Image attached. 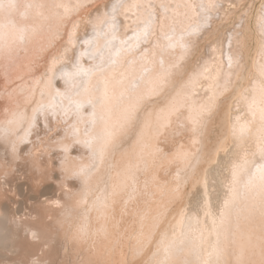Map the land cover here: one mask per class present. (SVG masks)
Masks as SVG:
<instances>
[{
	"label": "bare ground",
	"instance_id": "bare-ground-1",
	"mask_svg": "<svg viewBox=\"0 0 264 264\" xmlns=\"http://www.w3.org/2000/svg\"><path fill=\"white\" fill-rule=\"evenodd\" d=\"M84 1L85 0H0V76H3V79H5L6 82H4L2 77L0 78L1 85L3 82L5 83L0 90L6 95V97H9L5 98L6 101L3 99L5 101L2 103L3 107L0 104L5 112L3 113L5 116L0 118L1 144L4 149H8L10 159L13 161L16 159V156H21L19 148L25 139L31 138L29 133L32 131L34 123H36L35 118L38 117V113H41L44 122L48 123L51 121L50 119L57 118L58 114H60L63 119H66L70 114H73V112H78L79 116H75L76 119L72 117L71 123L74 124V129L72 128V130H76L80 137H82L80 139H82L85 145L89 147L91 158L88 159L89 161L85 159V161L83 160L79 162L70 158L66 153L68 158L64 160L65 164H63L66 173H74L81 178L80 193L78 197L75 198L78 199L77 203L84 201L86 195L85 185L90 173L92 170L95 171L96 168H99L109 146L130 125L132 118L136 115V111L141 105L142 99L161 92L166 86L172 83V81H175L172 80V78L184 68L185 62L188 60V55L191 54L197 44V41L191 38L186 43L182 42L185 49L183 52L179 47L177 52L176 45H173L170 49L168 48L159 51V48L162 47V42L160 41L161 36H158V32L164 31L169 27V24L172 23L177 26L185 27L190 22L198 19L195 15L196 8L193 0H186L185 3L184 0H164L165 5L170 9V13L166 17L163 15L165 18L155 14L154 18L150 19L155 23H153L152 32L154 33L153 37L156 38V41H154V45H149L145 54H141L143 57L139 58V60H141L140 62L137 64L129 62L123 56L124 52H120L121 49H119L116 50L118 57H116V55L111 56L113 58L116 57L113 60H110L113 61V63L110 64V61H107L109 64L106 65V63V66L103 63L100 64V66L102 65L104 67L98 72H94L95 70L93 71L91 69L94 74L90 76H84L83 74V79L79 80V82L76 81L77 84H73L74 88H67L66 91L55 89L53 80L56 74L59 73L58 75L61 76L62 81L66 84L68 83L67 79L71 78L73 80H78L79 77L77 75L80 73V75H82L83 73V70H77L75 67V61L77 59L75 55V42L80 36L79 34L78 36L77 33L85 29L83 25L84 22L76 19L81 16L80 12L78 11L75 20L72 19L71 26L69 27L68 25L69 28L67 29L69 32L66 34V41H64L65 38L62 39L64 35H62V32L59 30L61 28L64 31L66 26L63 25L66 23L68 24L69 20H71L73 16L72 11L78 8L81 2ZM212 1L213 0H206L207 3ZM148 3V0H122L118 5V9L114 10L119 11L120 13H123V10L125 9L135 11L140 10L142 12L139 16L137 13L135 16L137 15L141 18L142 15H145L143 12L145 11V5ZM161 7L163 8L164 6L162 5ZM115 8L117 7L115 6ZM85 9L87 10L88 8ZM85 9L80 11L85 12ZM153 13L151 11V14ZM223 14H225L224 11ZM68 15H71V18L68 17ZM209 15L208 12L207 14L203 13L199 21L201 23H208ZM102 16L103 13H98L92 21L97 22ZM75 22L77 24H75ZM118 24L120 25V22ZM194 27L196 26L194 25ZM78 28H81L82 30H78ZM193 29L194 28L191 30ZM173 32L175 31L173 30ZM171 34L174 36L175 33ZM58 35L59 37L62 35L59 40H63V43L56 40ZM96 36L98 37V34L95 33L94 39H92L93 37L90 39L91 47L94 46L95 49V45L98 46L97 43H99V38ZM115 36L118 38V35ZM244 39V36H242L237 29L234 30L233 35L230 34V41L228 40L230 43L228 45L229 51L226 52V58L228 61L223 57L224 51L226 50H223L224 39L212 43L209 55L202 58L199 63L190 68L186 77L180 82H177L178 84L175 85V88H172V92L168 98L163 101L164 103L160 106H157L156 104V107H151L146 113L144 112L145 114L142 118L140 137L144 146L142 148H145L144 150L146 152L153 149L157 135L170 124L173 116L178 115V111L184 110V115H186L185 117L187 118L189 125L196 128V134L200 133L201 125L208 114L216 109L217 102H219L218 100L221 98L220 96H222V94H224L234 82L236 83V79L238 80V77L240 76H238V74L242 73L240 67L242 65V60L246 58V56L244 52V58L242 59L240 53L243 52L242 46L244 47ZM53 50L58 52V54L50 57V52ZM89 56H91V53ZM49 57L50 61L48 60L49 63L47 65L45 64L46 69L43 70L44 72L41 76L39 72L41 71L43 62ZM100 61L102 62V60H99V62ZM143 66H145L144 69ZM31 67H33L34 70L31 74L29 73V75H27L28 73H23L26 69H30ZM240 69L241 72L239 71ZM92 71L88 72L93 73ZM37 73L41 77L36 76L38 86H36L37 83L35 87L33 86V92L27 87V89L24 88L25 86L20 87V84L19 86H16L15 82L17 81V77H20V74H22V77L19 78V81L26 84L29 83L30 79L37 75ZM137 75H139L140 80L136 83L133 79H135ZM28 77H30V79ZM173 83L171 84L172 86ZM167 90H164V92L169 93L170 91ZM69 91L71 92L66 93ZM31 93H33V97H37V101L34 104L32 103L29 111L26 104L31 100V96H28ZM3 94L0 95L4 98L5 96H3ZM28 104L31 105L29 102ZM86 104L90 107L89 110L87 109L90 113V119L87 123L88 126L86 128L83 127L82 129V126L86 124H83L84 122L80 121L81 118L79 117L81 116L80 113H82V107ZM234 106L235 108L233 109ZM234 106L230 107L229 113L227 114L225 110L226 107L223 106V103L222 105L219 104V108L213 118L214 120H211L212 123L210 122L213 131L208 135L209 138L214 139L216 148L218 147L219 149L209 151L203 164H199L194 177H192V179H194L190 184L196 189L198 194L196 196L197 199L194 198L191 203V200L188 199V201L184 203L185 206H183L179 212L177 211L178 216H175V221L173 220L168 226V229L166 228L164 232L162 230L165 239H163L160 247H158L156 254H154L153 257L150 255L152 257L151 264H228L229 261H231V258H229L230 260L228 261V257H231V254L236 258L235 261H233V264H238V262H242L243 259L246 260L247 258L251 259L254 264H264V36L261 37L258 55L253 64L250 80L247 83V86H245L238 95L237 103ZM81 117L84 119L86 116ZM196 139L197 138H195L194 141ZM138 142L140 144V141ZM207 145L208 143L205 144V146ZM62 146L67 150L68 141L62 143ZM204 149H206V147ZM146 157L148 158L149 156ZM33 158L34 160H30V164H32L31 167L36 170L38 174H42L44 170V161H39L35 155H33ZM11 161L10 163H12ZM3 163L0 162V174L5 172V168H9H7L9 165L6 166L4 165L5 163ZM98 170L100 172L102 169ZM97 175L98 174H95L94 176ZM91 176L93 175L91 174ZM94 176L93 178H96ZM3 182L4 181H0V193L5 189ZM88 188L89 187L86 189ZM91 188L92 187H90V189ZM159 194L161 195V193ZM86 201H89L88 198ZM150 201H153V199ZM71 206L72 204L66 206V208L69 209ZM235 210L237 211L235 212ZM93 215H91V218ZM74 216L76 215L74 214ZM70 217L71 219L69 220L71 221L72 215ZM79 218L81 219V217ZM36 220L37 222L44 221L40 214ZM97 220H99V218H97ZM94 224L96 223L94 222ZM146 224L148 225L150 223ZM98 226L101 225L98 224ZM37 227H40V230L28 228V231L30 236L32 238L36 237L34 239L38 241L42 239V237L44 239V236L41 234L43 233L41 228L42 225ZM111 227L112 226L108 228L112 231ZM152 229L155 230V228ZM41 230L42 232H40ZM96 230L97 232H100L102 229ZM104 230L103 233L105 234L106 231L104 232ZM231 231L233 233L232 235ZM85 234L87 233H85L84 226L79 224L73 228L71 238L76 240L77 244H79L83 241ZM141 234L143 235V233ZM149 234H147V236ZM87 235L86 238H88ZM100 236L104 237L107 236V234L102 236L100 233ZM97 238L98 237L96 236L95 240H97ZM138 238L139 237H137V240ZM150 238L152 239V237ZM98 240L100 241V239ZM102 240L104 241L103 238ZM99 241L95 242L103 243V241ZM143 241L142 243H144ZM230 241H233L232 247H230L231 250L233 248V251H231L232 253H230L229 250V246L231 245ZM146 243H148V241ZM140 244H137V246H140ZM93 245L94 244H92V246ZM97 245L98 244L95 246ZM99 248L100 247H98V249ZM96 249L97 248H95V250ZM135 252L136 250L134 253ZM136 256L138 255L136 254ZM109 257H106V259ZM107 262L109 263V261Z\"/></svg>",
	"mask_w": 264,
	"mask_h": 264
},
{
	"label": "rangeland",
	"instance_id": "rangeland-1",
	"mask_svg": "<svg viewBox=\"0 0 264 264\" xmlns=\"http://www.w3.org/2000/svg\"><path fill=\"white\" fill-rule=\"evenodd\" d=\"M121 1L122 0H85L84 2H81L79 5L80 7L78 6V8L72 11V18L71 15H68L71 20H69L68 24L66 23L63 25L66 26L64 31L61 28L59 30L62 32V35H64L62 37V39L65 38L64 41H66V34L69 32L67 28L71 26L72 19L75 20L78 11L80 12L81 16L77 17L76 19L84 22L83 25L85 29L82 30L81 28H78V30L81 29L82 31L77 33V35L79 34L80 36L78 35L79 39L75 42V55L77 58H75L77 61H75V67L77 70H83V73L82 75H80L81 73L77 75L79 77L78 80H73L71 78L67 79L68 83L66 84H64L62 81L61 76L58 75L59 73L56 74L53 80L55 89L66 91L67 88H74L73 84H77L79 80H82L83 74L84 76H90L94 74V72H98L104 67L102 65L101 67L100 64L103 63L105 65L107 61L109 62L110 60L118 57L116 50L121 49L120 52H124L123 56L126 58V60L137 64L141 61L139 58L143 57L141 54H145L149 48V45H154V41H156V38L153 37L154 33L152 32L154 22H152L153 20L151 21L150 19L154 18L155 14H158L161 17L163 15L165 17L168 16L170 9L165 5L164 0H148L149 3L145 5V11L143 12L145 15H142L141 18L138 17L142 12L140 10L135 11L125 9L123 10V13L114 10L118 9V5L121 3ZM185 2L186 0H184V3ZM193 2H195L194 6L196 8L195 15L198 17L196 21L190 22L185 27L177 26L173 23L169 24V27L164 31L158 32V36H161L160 41L162 42V47L159 48V51H163L168 48L170 49V47L176 45V51L178 52L179 47L183 52L185 49L183 47L184 44L182 45V42L186 43L191 38L197 41L195 49L192 50L191 54L188 55V60L185 62L184 68H182V70L172 78V80H175L172 81V83L174 82L173 86L171 85L172 83H170L161 92L142 99L141 105H143L139 106V111L137 109L138 112L136 111V115L132 118L130 125L109 146V152L107 150L102 162L104 164L101 163L102 165L100 164L99 168H96L95 171L92 170L90 173L85 185L86 195L83 202L77 203L78 199H75L80 193L81 178L78 177L77 174L66 173V169L63 166V164H65L64 160L68 158L66 153L70 158L79 162L83 160L85 161V159L89 161L88 159L91 158L89 147H87L83 140L80 139L82 137H80L79 133L76 130H72V128L74 129V124L71 123L72 117L76 119V117L79 116L78 112H73V114H70L66 119H63L61 115L58 114L57 118L55 117L50 119L51 121L48 123L44 122L41 113H38V117L40 118H35L36 123H34L32 131L29 133L31 138L25 139L19 148L21 151V156H16V159L13 161L10 159L8 149H4L0 141V157H2L0 158V162H4L5 164H3L6 166L9 165L7 166V168H9H5V172L0 174V181H4L3 183L5 186L4 191L0 193V226L2 225L0 227V264H151L152 257L154 254H156L158 247H160L161 243L163 242V239H165V236H163L164 230H166V228L168 229V226L173 220L175 221V218L178 216V212L183 206H185L184 203H186L188 199L191 200V203L192 200L198 195L196 189L190 185L194 179H192V177H194L199 164H203L205 157L208 156L207 153L211 150L214 151L219 149L218 147L216 148L214 139L212 138V140L208 137V135H210L213 131V127L210 124L214 120L213 118L219 108V104L222 105L223 103V106L226 107L225 110L228 114L230 107H233L237 103L238 95L245 88V86H247V83L250 80L253 64L255 63L258 55L261 37L264 36V0H213L212 2L208 3L206 0H193ZM162 5L164 6L163 8L161 7ZM115 6L117 8H115ZM85 8L88 9L86 10ZM84 9L86 11L81 12ZM205 10L210 14L208 16L209 20L208 23H201L199 19H201L200 17L203 15V13L207 14ZM151 11L152 13L154 12V15L151 14ZM223 11L225 14H223ZM98 13H103L102 18H99L100 20L98 19L97 22H93L92 20ZM136 13L138 16H135ZM164 16L163 18H165ZM119 22L120 25L118 24ZM75 24L77 23L75 22ZM194 25L196 27H194ZM192 28L194 29L191 30ZM235 29L239 30V33L245 38L243 43L244 47L242 46L243 52L240 54L242 55V59L244 58V54L247 59L244 58V61L242 60V65L240 67L242 69V73H240V69V74H238V76H240H237L238 80L236 79V83L234 82V84L230 87L231 89L229 88L224 94H222V96H220L221 98L218 100L219 102H217L218 104L216 109L208 114L205 121L201 125L200 133L196 134V128L189 125V122L185 117L186 115H184V110L178 111V115L173 116L170 124L167 125L165 129H163L157 135L153 149L146 152L144 150L145 148H142L144 146L140 137L141 123L144 114L150 110L151 107H156V104L157 106H160L164 103L163 101H165L172 92V88H175V85L178 84L177 82H180L186 77L190 68L193 65L199 63L202 58L209 55L212 43L216 42L217 40L224 39L223 50L226 49L227 51H224L225 56L223 54V57H225L224 59L228 61L226 58V52L229 51L228 45L230 44L228 40L230 34L233 35ZM173 30L175 32H173ZM113 31L119 32H115V34ZM95 33L98 34V37H96L99 38V43H97L98 46L95 45L96 49L94 46L91 47L90 42L92 37V39H94ZM171 33H175L174 36ZM114 34L118 35V38ZM62 35H60V37ZM60 37L58 35L56 40H59ZM64 41L60 39L58 42L63 43ZM55 52V50L50 52V57L52 55L58 54V52ZM90 53L91 56H89ZM115 55L116 57H111ZM50 57L47 60H44L42 66L43 69L41 68V71L39 70V74L41 76L44 72L43 70L46 69L45 64L47 65L50 61ZM99 60H102V62H99ZM111 63H113V61H110V64ZM108 64L109 63L106 65ZM144 68L145 66H143V69ZM91 69L95 71L93 72ZM32 71H34L33 67L26 69L23 73H28L27 75H29V73L31 74ZM88 71H92L93 73ZM22 74H20V77H17V81L15 82L16 86H19L20 84V87L25 86L24 88L27 87L33 92L32 89H34L36 83V86H38V82H36V76L40 75L37 73V75L31 79L28 77L30 82L26 83V85L19 81V78L22 77ZM1 77L2 79L4 78L3 76H0V78ZM3 80L5 82V79ZM133 80L136 83L139 82V75H137ZM4 82L2 85L0 83V88L5 85L6 82ZM164 90L170 92H164ZM70 92L71 91L66 93ZM0 94H3L1 90ZM32 94L33 93L28 95L31 96V100L28 101L31 103V105L28 104V102L26 104L29 111L32 103L34 104L37 101V97H33ZM3 96L5 97L3 98L0 95V104L2 107V103H4L6 101L5 98L8 97H6L5 94H3ZM86 105L82 107V113H80L81 111L79 112L81 116H86L84 119L81 116L79 117L81 118L80 121H83V124H86L82 126V129L83 127L86 128L88 126L87 123L90 119V113L88 111L90 107L89 105ZM2 107L0 108V118L5 116V114H3L5 112ZM234 108L235 106L233 109ZM195 138L197 139L194 141ZM66 141H68L67 150L62 146V143H65ZM138 141H140V144ZM207 143L208 145L205 146ZM205 147L206 149H204ZM129 152L132 153L130 154ZM33 155H35L39 161H44V170L42 174H38L36 170L31 167L32 164H30V160H34ZM146 156L149 157L147 158ZM10 161L12 163H10ZM98 169L102 170L99 172ZM91 174L93 176L95 174L98 175L94 176L96 178H93ZM87 187L89 188L86 189ZM90 187L92 188L90 189ZM88 192L91 193L89 194ZM159 193H161V195ZM87 198L89 201H86ZM152 199L153 201H150ZM70 204H72V206L67 209L66 206ZM236 211L237 210H235V212ZM39 214L42 215L44 221L37 222L36 218H38ZM74 214L77 217L74 216ZM71 215L72 222L69 220L71 219ZM91 215H93L92 218ZM79 217H81V219ZM97 218H99V220H97ZM144 218H147L148 220ZM143 221L150 223L151 227L150 224L147 225ZM94 222L96 224H94ZM110 222L113 224L111 225ZM79 224L84 226L85 233L88 235L85 234L83 241L77 244V241L71 237L73 228ZM98 224L101 226H98ZM41 225L43 230V233L41 234H43L42 236H44V239L42 237V239L37 241L34 239L36 237L32 238L30 236L28 228L39 229L40 227L37 226ZM110 226H112L111 229L114 232L108 228ZM106 228L108 229V233ZM152 228H155V230ZM89 229L91 232H93L91 233ZM94 229H102V232H97V230L95 231ZM42 230L40 232H42ZM103 230L104 232L106 231L105 234H107V236H104L105 234L103 233ZM100 233L104 237H101ZM141 233H143V235ZM147 234L149 235L147 236ZM232 234L233 233L231 231V235ZM86 235L88 238H86ZM96 236L98 237L97 240H95ZM137 237H139V242ZM150 237H152V239ZM98 239H100V241ZM101 240L103 241V245L101 243L95 242H102ZM142 241L144 243H142ZM147 241L148 243H146ZM95 243L98 244L97 246L100 247L99 249L97 246H95ZM232 243L233 241H230V253L233 251V248L232 250L230 249V247H232ZM92 244H94L93 246L101 252L97 249L95 250ZM137 244H140V246H137ZM135 250L136 252L134 253ZM136 254L138 256H136ZM150 255H152V257ZM106 257L109 258L106 259ZM229 258H231V261H229ZM235 259L236 258L232 254L231 257H228L230 264H233ZM247 259V261L243 259L242 262H238V264H254L251 259ZM107 261H109V263Z\"/></svg>",
	"mask_w": 264,
	"mask_h": 264
}]
</instances>
